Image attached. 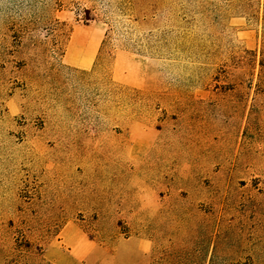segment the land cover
Listing matches in <instances>:
<instances>
[{
  "label": "rangeland",
  "instance_id": "obj_1",
  "mask_svg": "<svg viewBox=\"0 0 264 264\" xmlns=\"http://www.w3.org/2000/svg\"><path fill=\"white\" fill-rule=\"evenodd\" d=\"M0 264H264V0H0Z\"/></svg>",
  "mask_w": 264,
  "mask_h": 264
}]
</instances>
